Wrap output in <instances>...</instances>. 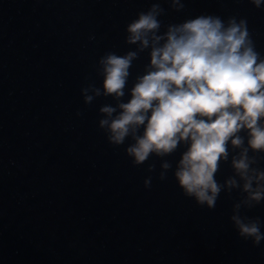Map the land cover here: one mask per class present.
Returning a JSON list of instances; mask_svg holds the SVG:
<instances>
[{
  "label": "water",
  "instance_id": "water-1",
  "mask_svg": "<svg viewBox=\"0 0 264 264\" xmlns=\"http://www.w3.org/2000/svg\"><path fill=\"white\" fill-rule=\"evenodd\" d=\"M155 2L163 25L244 17L264 54V7L248 0H184L179 12L168 0H0V264H264V241L229 222L238 192L198 207L171 171L157 178L159 160L134 167L126 145L107 143L98 109L111 98L83 103L97 60L130 50L125 26ZM146 63L134 61L128 87ZM229 175L224 164L216 177ZM241 213L264 221V202Z\"/></svg>",
  "mask_w": 264,
  "mask_h": 264
},
{
  "label": "clouds",
  "instance_id": "clouds-1",
  "mask_svg": "<svg viewBox=\"0 0 264 264\" xmlns=\"http://www.w3.org/2000/svg\"><path fill=\"white\" fill-rule=\"evenodd\" d=\"M248 3L264 7V0ZM168 4L173 11L184 8V0ZM163 14L155 2L127 23L124 44L130 50L97 60L100 84L81 89L83 103L111 98L98 109L97 126L107 143L126 145L134 167L159 160L157 178L163 181L171 171L181 193L198 207L212 210L221 192H238L229 222L238 238L257 247L264 241V221L241 209L264 202V54L244 17L200 14L163 25ZM144 53L147 63L128 87L133 63ZM178 150L173 164L168 157ZM224 164L231 175L221 182L216 174ZM146 170L145 189L156 165Z\"/></svg>",
  "mask_w": 264,
  "mask_h": 264
}]
</instances>
